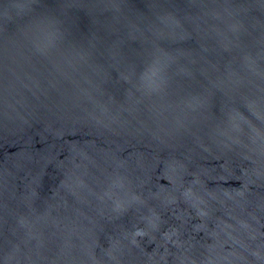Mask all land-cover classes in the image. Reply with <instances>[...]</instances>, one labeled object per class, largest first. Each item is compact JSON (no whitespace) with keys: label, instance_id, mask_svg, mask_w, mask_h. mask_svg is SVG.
Returning <instances> with one entry per match:
<instances>
[{"label":"water","instance_id":"95a60500","mask_svg":"<svg viewBox=\"0 0 264 264\" xmlns=\"http://www.w3.org/2000/svg\"><path fill=\"white\" fill-rule=\"evenodd\" d=\"M0 264H264V0H0Z\"/></svg>","mask_w":264,"mask_h":264}]
</instances>
